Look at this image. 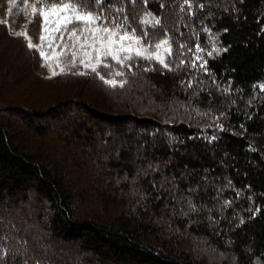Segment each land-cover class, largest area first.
Returning <instances> with one entry per match:
<instances>
[{
  "label": "trees",
  "instance_id": "trees-1",
  "mask_svg": "<svg viewBox=\"0 0 264 264\" xmlns=\"http://www.w3.org/2000/svg\"><path fill=\"white\" fill-rule=\"evenodd\" d=\"M212 1L190 0L189 8L183 0H105L123 7L130 29L134 28L138 36L147 33L145 44L158 43L157 31L173 39V55L167 58L171 71L154 60L135 58L129 62L133 65L129 72L109 60L116 70L125 72L117 80L138 85L143 80L141 76L147 75L146 78H153L167 89L171 84L176 88L177 92L167 91L165 97L169 99L165 100L163 110L162 106L151 109L157 102L156 95L149 93L153 98L150 103L141 99L139 113L109 114L91 106L87 108L82 102L75 103L72 97L80 93L81 79L98 77L91 72L86 76L74 75L73 72L79 71L75 68L67 74L46 78L51 73L43 66V58L26 46L23 37L10 31L8 22L0 20V45L4 51L11 48L15 52V67H19L17 53L28 57V62L23 58L27 67L25 75H20L23 81L26 76L48 85L58 84L60 79L75 80L79 89L70 86L61 91L68 102L78 104L96 119L109 120L115 125L133 120L144 128L146 139L158 141L146 153L145 163L152 168L143 176H137L138 171L143 173L139 165L129 173L133 165L129 167L130 163L123 159L129 160L126 151L121 148L117 151L115 206L118 207L115 220L106 223V219L73 211L71 189L65 190L62 175L53 174V171L62 173L63 162L55 160L51 169L45 159L51 156L43 144L33 151L20 146L14 137L15 119L21 120L38 137H46L52 121H45L42 108L55 110L61 102L38 103L36 107L20 102L19 106L14 99L7 104L0 91V191L14 195L19 190L21 193L30 188L37 190L36 196L50 202L54 236L68 242L78 241L80 250L96 251L101 264H264V88L261 87L264 85V0ZM31 2L28 0L29 5ZM88 2L91 4V0ZM171 2L175 3L172 10L176 9L181 16L171 14ZM14 10L24 14L21 0H15ZM26 12L34 25L32 35L36 40L40 18L33 17L30 7L25 16ZM148 13L150 19L154 17L160 24H143ZM181 44L185 45L183 49L178 47ZM196 45L204 51L196 53ZM209 51L211 56L207 55ZM195 55L207 61V71L199 67L202 61H197L195 68L190 67ZM180 59L187 63L176 68ZM146 68L151 70L144 71ZM110 71L100 69L105 78L111 79ZM102 84L107 90L110 88ZM35 100L39 102V98ZM173 103L177 105L175 108L171 106ZM123 105L131 107L133 103ZM36 118L43 122L33 125ZM66 138L61 135L57 140L65 142ZM83 154L86 155L85 150ZM163 159L172 160L162 167L153 166V162ZM118 178L121 183L117 182ZM161 178L167 179L168 189L160 183ZM118 191L121 196L117 195ZM166 200L167 207L174 208L175 214L168 215L162 209ZM178 200L184 203L177 206ZM14 229L13 226L0 229V237L6 238L0 242L4 250L0 260L14 258L16 264L20 260L21 264H34V259L29 258L30 263L26 254L13 257V245L19 246L13 239L21 242ZM49 252L52 251L38 253L47 259L51 258Z\"/></svg>",
  "mask_w": 264,
  "mask_h": 264
},
{
  "label": "rangeland",
  "instance_id": "rangeland-1",
  "mask_svg": "<svg viewBox=\"0 0 264 264\" xmlns=\"http://www.w3.org/2000/svg\"><path fill=\"white\" fill-rule=\"evenodd\" d=\"M220 1L224 2L226 0ZM14 6L13 0H0V20L8 22L11 25V32L26 31L27 36L31 38L33 43H39L38 39L33 40L35 39L34 35H32L34 25L31 23V17L27 12L25 16L26 9L24 10V14H20L14 10ZM173 7H175V3L171 2V14L174 15L176 13L178 17L181 16V14H177L176 9L172 10L174 9ZM38 34H40V30ZM156 36L157 42L168 39L173 48L171 36L163 35L159 31L156 32ZM66 42H68L67 37ZM0 49V62L4 61L3 64L0 63V91H2L4 103L9 104V102L15 99L14 101L18 105L20 102H23L36 107L38 103L53 104L58 100L61 102L59 106L55 107V110L50 107L42 108V116H46L44 118L45 121L48 119L52 121L47 128V131L51 130L45 135L47 138L38 137L21 120L15 119L14 137L17 143L22 147L33 149V151L38 149L40 144H43L42 146L49 150L48 154L51 156L45 158L47 165L51 169H54L55 160L63 162L62 173L59 174L53 171V174L58 177L62 175L60 178L63 181L62 185L65 187V190L71 189L72 196L70 202L75 213H84L100 220L106 219V223L113 222L118 207V205L115 206V165L119 161V158H116L117 151H119V148L122 151H126L129 160L127 161L126 158H122L127 163H130L129 167H131V164L133 165L132 168H129V173L134 170L136 171V167L139 165L143 173L140 170L138 171L140 174L137 176H143L147 169L152 168L145 163L146 153L151 148H154L158 141L146 139L144 128L136 125V122L133 120L115 125V122L96 119L90 116L86 110L75 103L82 102L87 105V108L91 106L101 111H107L109 114L124 111L125 113H139L137 111L141 110L139 107L141 99L143 101L147 99L146 102L150 103L151 97L153 98L156 95L155 100L157 104L150 107L151 109L152 107L159 109L162 106L161 110H163L165 100L169 99V96L165 97L167 96V91L171 89L169 93L177 92L176 88L171 84V87L167 89V87L156 82L153 78H146L147 75L145 77L141 76L143 80L141 83L137 82L138 85L134 83L132 85L130 82L129 84H124L123 88L107 87L108 90L103 87L105 86L102 84L104 82L99 78H96V80L92 78L88 80L81 79L82 82L80 83L82 87L80 93L72 97L75 103L68 102L65 99V94L63 95L61 91L70 86L76 87L78 82L60 79V83L48 85L43 81L34 79L32 76H26L23 81L20 75H25L27 71V67L25 68V63H23L24 57L26 62H28L26 54H18L16 51L19 57V60L17 59L19 62L17 69L15 67L16 60H14L15 52H12L11 48H6V51H4L1 45ZM149 50L152 51V49ZM45 51L52 54V50L46 46ZM60 51V48L56 49L57 53ZM51 63L55 70L59 71V68L55 65V61L53 60ZM10 67H15L16 69ZM77 69L79 71H87L79 65ZM16 72L18 74H15ZM135 91L137 94H133ZM149 93L153 96L149 95ZM35 98H39V102ZM131 98L133 100H128ZM128 102L133 103V106L123 105L128 104ZM171 106L175 108L177 105L173 103ZM37 122L43 121L36 118L33 125ZM61 135L67 137L65 142L57 140ZM41 139L44 140L40 141ZM84 150L86 151V155L83 154ZM169 161L165 162V159L155 161L153 162L155 163L153 166L162 167L168 164ZM113 162L115 164H112ZM121 172H124V169H121ZM117 182L121 183V180L118 178ZM160 183L168 189L166 178H161ZM36 191L34 188H30L24 193H21L19 190L14 195L4 190L0 191V229L4 227L7 229L13 226L21 238L20 243L16 239H13L14 243L17 242L19 244V246L13 245V257H21L26 254L29 262V258L34 259V264H38L36 259H39L43 264H101L96 251L92 249L88 251L80 250L77 246L78 241L68 242L59 238L60 236H54L56 229L52 228L50 223V216L52 214L50 202L36 196ZM117 195L121 196L120 191H118ZM180 203L183 204L184 202L178 200L176 205L178 206ZM138 205L142 206L141 203ZM167 206L166 200L161 206L162 209L164 207V210L168 211V215L175 214L172 211L174 208L170 209ZM129 213L131 214L132 212ZM45 248H48V250ZM40 250L46 254L49 250L52 251L49 252L51 258L45 259L38 253ZM87 258L90 260L87 261ZM0 264L16 263L14 258H9L0 260Z\"/></svg>",
  "mask_w": 264,
  "mask_h": 264
},
{
  "label": "snow or ice",
  "instance_id": "snow-or-ice-1",
  "mask_svg": "<svg viewBox=\"0 0 264 264\" xmlns=\"http://www.w3.org/2000/svg\"><path fill=\"white\" fill-rule=\"evenodd\" d=\"M183 2L191 8L190 0H183ZM14 3L15 0H13ZM21 3L25 9L31 8L34 18L37 16L40 18V34L37 37L39 43H33L26 31L17 32L16 36L25 38L26 46L30 50H36L43 58V66H46L51 73L46 77L48 79L67 74L79 65L88 71H78L72 74L86 76L91 72L111 88H123L127 81L117 80L116 77H123L125 72L116 70L109 60L114 61L121 69L127 68L131 72L133 65L129 62L135 58L154 60L163 69L172 70L171 63L167 62V58L173 55L169 40L163 39L154 45L148 42L145 46L144 40L147 33L138 36L134 28L130 29L128 17L124 14L122 6L115 7L111 3H106L105 0H91V4L88 0H32L30 5L28 0H21ZM199 7L202 8L203 5ZM106 9L108 10L107 15L105 14ZM150 17L151 13L146 14L142 23L160 24L158 19L154 17L150 19ZM66 37L68 42H66ZM45 46L52 50V54L45 51ZM178 47L183 49L185 45L181 44ZM57 48L61 49L59 53L56 52ZM213 50L220 51L217 48ZM195 51L200 53L204 49L196 45ZM207 55L211 56L212 52L209 51ZM53 60L59 71L53 67L51 63ZM197 61H202L199 67L207 71L205 67L207 61L203 60L200 55H195L190 67L195 68ZM186 63V60L180 59L175 67L180 68ZM101 68L111 70L112 78L106 79L105 75L100 72ZM149 70L151 69H144V71ZM188 86L191 87L190 81ZM261 87L264 88V85ZM4 239L6 238L0 237V242ZM3 255L4 250L0 247V256Z\"/></svg>",
  "mask_w": 264,
  "mask_h": 264
}]
</instances>
